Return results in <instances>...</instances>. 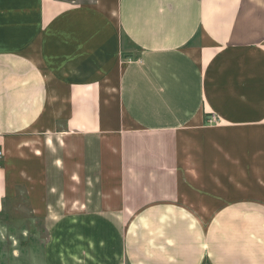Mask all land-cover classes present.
I'll list each match as a JSON object with an SVG mask.
<instances>
[{"label": "crops", "instance_id": "0c3cea01", "mask_svg": "<svg viewBox=\"0 0 264 264\" xmlns=\"http://www.w3.org/2000/svg\"><path fill=\"white\" fill-rule=\"evenodd\" d=\"M0 154L26 264H264V0H0Z\"/></svg>", "mask_w": 264, "mask_h": 264}, {"label": "rangeland", "instance_id": "374dc122", "mask_svg": "<svg viewBox=\"0 0 264 264\" xmlns=\"http://www.w3.org/2000/svg\"><path fill=\"white\" fill-rule=\"evenodd\" d=\"M212 116V115H211ZM209 120V118H208ZM18 213L21 215H27V210L24 206L20 207ZM17 215V214H15ZM8 233L4 232L2 239H0V264H18L17 262H12L11 253L12 250L17 249L20 252V264H26V254H27V247L26 241L18 239L15 241H10L7 237ZM37 245L38 242H34ZM16 261V260H14Z\"/></svg>", "mask_w": 264, "mask_h": 264}, {"label": "built area", "instance_id": "2783aa9c", "mask_svg": "<svg viewBox=\"0 0 264 264\" xmlns=\"http://www.w3.org/2000/svg\"><path fill=\"white\" fill-rule=\"evenodd\" d=\"M1 155V154H0Z\"/></svg>", "mask_w": 264, "mask_h": 264}]
</instances>
